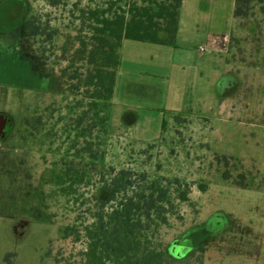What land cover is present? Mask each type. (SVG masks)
<instances>
[{
    "label": "rangeland",
    "instance_id": "1",
    "mask_svg": "<svg viewBox=\"0 0 264 264\" xmlns=\"http://www.w3.org/2000/svg\"><path fill=\"white\" fill-rule=\"evenodd\" d=\"M57 1L0 0V264H80L83 242L69 234L92 222L95 198H106L92 164L188 185V195L175 200L176 212L162 229L171 257L195 251L203 264H264V70L259 69H264V0H252L243 20L232 17L234 0H203L206 16L217 13L209 33L232 34L235 48L261 46L256 52L236 49L254 84L234 72L215 86L198 81L189 92L182 54L170 46L124 40L106 131L97 126L90 134L82 128L91 121L77 122L87 101L66 88L57 91L55 72L67 66L60 51L48 57L46 67L39 66L38 45L30 50L25 37L15 33L30 16L38 17L57 30L59 48L80 30L88 33L94 9L113 3L112 11L133 6L157 11L167 1ZM186 10L183 20L191 21ZM204 34L182 36L192 60L206 47ZM201 89L209 99L195 97ZM216 93L234 98L232 114L219 111ZM65 162L88 178L72 188L59 183ZM225 174L229 181L222 179ZM239 174L250 188L233 185Z\"/></svg>",
    "mask_w": 264,
    "mask_h": 264
},
{
    "label": "trees",
    "instance_id": "2",
    "mask_svg": "<svg viewBox=\"0 0 264 264\" xmlns=\"http://www.w3.org/2000/svg\"><path fill=\"white\" fill-rule=\"evenodd\" d=\"M48 1L51 5L58 2ZM166 1L158 5L157 11L137 6L126 11L121 8L112 11L113 3L106 9H94L89 13L92 24L88 33L82 34L80 30L73 42L69 39L59 48L55 44L57 30L38 17L30 16L15 33L25 37L30 50L31 44L38 45L34 59L39 66L46 67L48 57L60 51V59L67 62V66L55 72L57 91L66 88L71 95L87 101V108L77 122L81 125L87 119L93 125L82 128L83 132L90 134L97 126L100 132L106 131V110L114 92L119 50L124 40L164 46L174 44L182 0ZM251 1L234 0L233 18L243 20ZM73 43H77L75 48ZM46 53L50 55L45 57ZM53 66L49 67L52 72ZM92 165L95 183L106 198H95L92 222L72 229L69 234L83 242L80 264H203V258L195 251L181 259L171 257L162 237V229L168 226L169 218L176 212L175 200L189 193L185 182L177 178H149L143 172L129 169L105 170ZM63 166V175L57 176V180L68 188L88 178L83 170L73 173L67 162ZM222 179L229 181L231 177L225 174ZM244 179L245 175L239 174L233 185L250 188L252 183H245Z\"/></svg>",
    "mask_w": 264,
    "mask_h": 264
},
{
    "label": "crops",
    "instance_id": "3",
    "mask_svg": "<svg viewBox=\"0 0 264 264\" xmlns=\"http://www.w3.org/2000/svg\"><path fill=\"white\" fill-rule=\"evenodd\" d=\"M203 3H204L203 0H192L191 4H189L186 0H182L181 7L179 9L178 25H177L174 44L170 46L171 48L175 49L178 54H182V56L184 57L183 58L184 62L181 63L180 66L182 70L181 72L184 73V76H182L183 80L188 78L187 77L188 74L185 73L184 66L188 68L187 72L189 71L188 73L190 75V79H188L189 80L188 83L190 84L191 87L189 92L195 89V85L198 81L211 82V85L215 86L216 83L220 81L221 77L229 73L232 74L234 72L238 76L239 75L248 76L249 80H251L249 83L254 84L256 82V80L254 79V75L250 74V72L245 70L246 60L238 58L236 49H240L242 52L245 51V53L246 51L256 52L257 49L258 50L261 49V46H259L260 48L258 46L252 47V44H250L249 46L247 43L246 49L243 46H238L237 48H235V46H232L229 43V39L234 38L232 34L224 33L222 35H214L209 33L207 29L213 28L211 21L217 19V13L216 11L212 10V12L209 13V16H206L208 10L205 6H203ZM232 5H233L232 17H233L234 1ZM184 9L185 10L187 9L185 14H187L188 12V14L190 13V15H192L191 21L183 20V18L185 17V16L183 17ZM208 22H210V26ZM202 31L205 32L203 37H204V44L206 47L204 48L199 47L198 53H202V55L199 56V59L192 60L191 59L192 54L190 52L191 49H189L190 47H186L185 44V41L187 39L183 41L182 36L189 35L190 37H193L194 35H199V34L202 35L203 33ZM262 55H264L263 49L260 51V56ZM259 69L264 70L262 69V67H259ZM205 73L206 75L209 74L210 76L209 79L211 81L206 80ZM251 75L252 77H250ZM182 91L184 92V94H186L184 88H182ZM205 91L206 90L204 89L203 90L201 89L198 92L195 91L196 93H194V95L195 97L198 96V99L207 100L210 97L205 93ZM215 98H217L218 100L217 105L219 111L222 110V112H228V111L232 112V110L235 108V102L233 101L234 98L231 95L226 97H221L219 94L216 93ZM203 105L207 106L208 104L206 103ZM231 112L228 113L232 114ZM260 113L264 115V109H261ZM229 118L230 117L220 118V119L222 122H227Z\"/></svg>",
    "mask_w": 264,
    "mask_h": 264
},
{
    "label": "flooded vegetation",
    "instance_id": "4",
    "mask_svg": "<svg viewBox=\"0 0 264 264\" xmlns=\"http://www.w3.org/2000/svg\"><path fill=\"white\" fill-rule=\"evenodd\" d=\"M1 121H2V120H0V129L2 128V126H1V125H2V122H1Z\"/></svg>",
    "mask_w": 264,
    "mask_h": 264
},
{
    "label": "built area",
    "instance_id": "5",
    "mask_svg": "<svg viewBox=\"0 0 264 264\" xmlns=\"http://www.w3.org/2000/svg\"><path fill=\"white\" fill-rule=\"evenodd\" d=\"M202 50V49H201Z\"/></svg>",
    "mask_w": 264,
    "mask_h": 264
}]
</instances>
